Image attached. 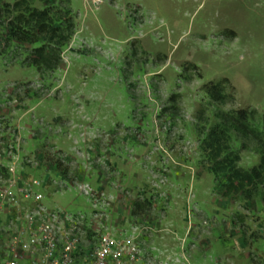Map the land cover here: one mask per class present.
<instances>
[{
    "label": "rangeland",
    "instance_id": "1",
    "mask_svg": "<svg viewBox=\"0 0 264 264\" xmlns=\"http://www.w3.org/2000/svg\"><path fill=\"white\" fill-rule=\"evenodd\" d=\"M69 9L73 35L53 71L30 66L38 45L8 40L0 25V174L13 168L42 194L41 206L17 193L18 205L0 209V264L32 220L66 219L83 247L133 237L149 264H264L262 191L224 196L226 179L200 148L219 113H264V0ZM210 84L224 103L205 93ZM227 135L238 168L260 164L253 141Z\"/></svg>",
    "mask_w": 264,
    "mask_h": 264
},
{
    "label": "trees",
    "instance_id": "2",
    "mask_svg": "<svg viewBox=\"0 0 264 264\" xmlns=\"http://www.w3.org/2000/svg\"><path fill=\"white\" fill-rule=\"evenodd\" d=\"M5 1L0 0V25L6 38L17 44L38 45L28 58L29 65L37 71L56 69L61 62V49L74 30L69 0H38L42 9L29 6L27 0ZM204 89L212 101L224 103V91L219 85H206ZM217 119L220 128L211 129L200 148L210 161L212 172L226 179L224 196L240 195L248 200L262 191L264 198V113L259 115L254 109L221 112ZM229 130L257 145L261 152L257 167L249 171L237 167L239 157L226 142ZM144 213L141 204L132 211L134 216Z\"/></svg>",
    "mask_w": 264,
    "mask_h": 264
},
{
    "label": "built area",
    "instance_id": "3",
    "mask_svg": "<svg viewBox=\"0 0 264 264\" xmlns=\"http://www.w3.org/2000/svg\"><path fill=\"white\" fill-rule=\"evenodd\" d=\"M17 193L41 206V183L31 179L19 184L11 168L9 174H0V209L4 204L18 205ZM36 221L25 225L12 239V248L2 264H149L133 237L100 235L96 243L88 242V247H83L82 238L73 233L67 219L65 227H58L56 220Z\"/></svg>",
    "mask_w": 264,
    "mask_h": 264
}]
</instances>
